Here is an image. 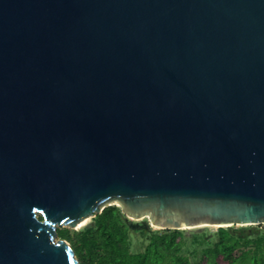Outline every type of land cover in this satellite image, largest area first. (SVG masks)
Returning a JSON list of instances; mask_svg holds the SVG:
<instances>
[{
  "label": "water",
  "instance_id": "1",
  "mask_svg": "<svg viewBox=\"0 0 264 264\" xmlns=\"http://www.w3.org/2000/svg\"><path fill=\"white\" fill-rule=\"evenodd\" d=\"M111 203L264 225V0H0V264H80Z\"/></svg>",
  "mask_w": 264,
  "mask_h": 264
},
{
  "label": "trees",
  "instance_id": "2",
  "mask_svg": "<svg viewBox=\"0 0 264 264\" xmlns=\"http://www.w3.org/2000/svg\"><path fill=\"white\" fill-rule=\"evenodd\" d=\"M141 235L133 250V234ZM80 264H264V232L249 235L231 228L207 231H133L126 215L109 206L78 231L58 229Z\"/></svg>",
  "mask_w": 264,
  "mask_h": 264
},
{
  "label": "rangeland",
  "instance_id": "3",
  "mask_svg": "<svg viewBox=\"0 0 264 264\" xmlns=\"http://www.w3.org/2000/svg\"><path fill=\"white\" fill-rule=\"evenodd\" d=\"M111 204L119 207L117 203H111ZM91 223H92V219H89L87 221V223H85L84 225L79 227L77 230H73V229H70V230L71 231H78V230L90 225ZM224 228H227V227H224ZM218 229H219V226L208 225V226H204L201 229L187 230V231L199 230V231H207L210 234H214V233H216L218 231ZM231 229H235V230H237L239 232H243V233H246V234H249V235H253L254 233L264 232V225L245 226V227H243V226H234V227H231ZM152 230H160V229L158 227H153ZM140 240H141V235L139 233H134L133 234V239H132L133 250L134 251L140 248Z\"/></svg>",
  "mask_w": 264,
  "mask_h": 264
},
{
  "label": "bare ground",
  "instance_id": "4",
  "mask_svg": "<svg viewBox=\"0 0 264 264\" xmlns=\"http://www.w3.org/2000/svg\"><path fill=\"white\" fill-rule=\"evenodd\" d=\"M88 221V220H87ZM87 221L83 222L79 227H81L82 225H84L85 223H87Z\"/></svg>",
  "mask_w": 264,
  "mask_h": 264
}]
</instances>
